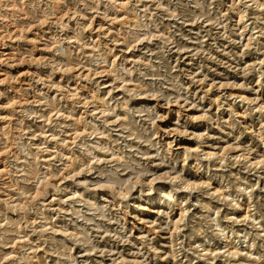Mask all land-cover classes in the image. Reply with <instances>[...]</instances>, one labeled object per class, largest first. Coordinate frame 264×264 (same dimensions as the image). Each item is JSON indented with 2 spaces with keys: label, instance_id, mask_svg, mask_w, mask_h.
Segmentation results:
<instances>
[{
  "label": "rangeland",
  "instance_id": "1",
  "mask_svg": "<svg viewBox=\"0 0 264 264\" xmlns=\"http://www.w3.org/2000/svg\"><path fill=\"white\" fill-rule=\"evenodd\" d=\"M0 264H264V0H0Z\"/></svg>",
  "mask_w": 264,
  "mask_h": 264
}]
</instances>
